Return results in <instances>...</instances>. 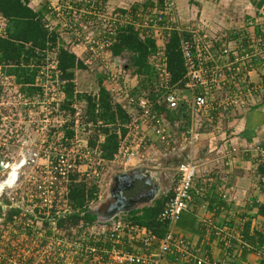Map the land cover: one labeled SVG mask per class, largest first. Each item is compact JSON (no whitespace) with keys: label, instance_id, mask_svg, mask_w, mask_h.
<instances>
[{"label":"built area","instance_id":"built-area-1","mask_svg":"<svg viewBox=\"0 0 264 264\" xmlns=\"http://www.w3.org/2000/svg\"><path fill=\"white\" fill-rule=\"evenodd\" d=\"M34 1L29 0L28 6L36 10ZM79 4H88V7L82 8ZM172 9L173 1L164 0L161 8L145 10L138 24L131 10L110 8L106 0H48L43 12L44 27L49 34H56V44L61 43L71 52L73 47L82 48L87 54L84 63L96 66L114 101L129 114L130 120L125 125L127 131L111 161L100 157L98 146L90 149L83 142L85 150H68L66 154H59L55 161L48 159L50 161L44 167L35 160L32 164L29 160L27 162L24 153L26 115L29 123L41 125V111L37 114L32 112L36 105H40V100L35 95L37 92L26 96L22 85L15 83L14 77L0 66V264H159L162 256L173 250L189 255L187 242L173 235L172 226L183 212L191 209L194 197L201 196L205 190V186H194L201 170L200 164L192 158L178 165L171 196L158 215V220L167 224L162 237L146 227L131 224L120 214L103 222L95 217L90 222L73 208L69 199L71 174L80 173L84 179L97 174L95 168L84 172L78 169L88 163L93 151L99 160L124 168L133 159H146L145 130L148 128L166 152H176L200 142L203 125L212 121L210 108L221 110L215 126L220 128L225 112L240 115L262 104L264 28L224 40L216 52V43L221 39L197 29L172 26L173 17H168ZM126 25L138 29L141 38L156 40L158 50L152 55L151 64L157 74L154 92L161 93L154 99L151 91L144 90L138 95L132 92L131 83L137 82V75L125 67V59L110 54L109 47L118 30ZM6 27L7 19L0 12L1 37L6 35ZM174 29L189 33L180 41L186 69L182 89L191 92L188 99L181 96L180 88L170 85L167 71L164 46ZM47 44L51 45L50 42ZM47 50H51L54 56L45 54L44 61L53 64L58 74L55 48ZM222 57L226 61L220 64ZM251 72L260 73L258 81L251 80ZM48 77L44 70H38L33 86L41 90L44 86L42 79ZM160 103H165L170 110L179 105L189 110V124L180 134L155 109V105ZM180 122L178 120L174 125ZM252 149L258 164H264V141H257ZM28 165L30 167L25 168ZM209 180L210 177L206 182ZM101 199L98 196V200ZM93 205L94 202L89 204L88 212L95 208ZM76 212L79 217L74 219ZM209 225L207 232L215 229L225 248H229L231 236L222 234V228ZM157 241L155 252L153 244ZM137 242L140 249H126V246L134 247ZM196 263L214 264L199 258Z\"/></svg>","mask_w":264,"mask_h":264},{"label":"crops","instance_id":"crops-1","mask_svg":"<svg viewBox=\"0 0 264 264\" xmlns=\"http://www.w3.org/2000/svg\"><path fill=\"white\" fill-rule=\"evenodd\" d=\"M111 1L121 10H131L137 24L142 21L141 14L145 10L156 9V6L162 7L158 0ZM171 1L173 9L169 12L170 16H167L173 17L172 26L197 29L210 37L221 39L216 43V52L222 41L264 28V0ZM141 6H145V9L139 10ZM166 33L165 31L164 34ZM72 52L83 61L87 57L86 52L80 47H73ZM225 61L222 57L219 63L223 64ZM77 70L80 69L75 70V76L78 75ZM259 75V72H251V80L258 81ZM179 91L185 98H190L191 92L188 89ZM184 110L186 120H182L177 126L174 124L178 120L172 124L177 134H180L190 121L186 106ZM219 111L221 110L217 108L209 109L212 121L203 125L204 133L196 146L183 147L176 152H166L152 131L146 129V159L144 161L133 159L126 167L113 174L114 177L138 172L149 178L148 185L141 183L139 188H136V195L129 197L136 199L135 204H131V200L125 197L124 192L127 190L123 191L122 199L127 201L124 203L131 207L135 205L132 211L151 206L155 199L171 193L170 180L163 177L167 170L174 169L176 173L178 165L188 158L200 164L202 175L201 173L198 175L194 186L196 188L205 186V190L201 196L194 197L191 209L183 212L172 226L173 235L187 242L189 255L173 250L164 254L159 264H197L198 258L214 264L225 261L228 264H264V217L259 214V205L264 202V191L262 179L259 178L262 176L257 171L258 159L252 149L257 141L260 143L264 141V101L260 107L258 105L240 115L225 112L221 127L216 128ZM171 116L174 114L171 113ZM163 157L165 163L160 164L158 160ZM171 159L179 160L176 167L168 163ZM204 175L211 180L206 182L208 177L205 178ZM113 177V185L117 182L124 183V179L116 181ZM150 191L155 192V197L150 198ZM128 213L119 214L126 220L125 215ZM209 223L215 228H222V234L228 233L231 236L229 248H225L221 237L215 234V229L211 228L210 232H207ZM126 249L136 251L140 249V243H135L134 247L126 246ZM157 249L158 241L153 244V251L156 252Z\"/></svg>","mask_w":264,"mask_h":264},{"label":"trees","instance_id":"trees-1","mask_svg":"<svg viewBox=\"0 0 264 264\" xmlns=\"http://www.w3.org/2000/svg\"><path fill=\"white\" fill-rule=\"evenodd\" d=\"M149 1L145 5L146 7ZM28 2L29 0H0V12L7 19L6 35L0 36V66L2 70L13 76L15 83L22 85L21 89L26 96H31L33 93L41 91L33 86L38 71L37 66L43 65L45 51L54 47L56 70L59 79L63 82L64 100L61 108L69 109V106L74 102H83L85 122L96 126L93 137L89 141V148L93 149L98 146L100 157L111 161L118 150L120 139L127 131L125 125L130 120L127 110L120 103L114 101L104 86L101 75L98 79L96 93L76 90L75 70L86 69L87 64L77 58L76 54L64 48L61 43L56 44V34H49L44 27L43 12L45 9L34 10L28 6ZM158 2L160 5L163 4V0H158ZM85 6L88 7V4ZM79 7H82V4H79ZM139 33V30L131 25L120 28L109 50L112 57L125 59V67L138 77L137 84L145 91H151V97L154 99L157 94L161 93V91L154 92L157 85V74L151 64V57L157 52L158 46L154 38H141ZM188 35L186 30L174 29L169 33L164 46L170 85L180 89L183 88L186 72L180 41ZM49 42L50 46L47 44ZM254 108L256 107H253L252 110ZM155 109L162 113L171 124L175 120H186L184 105L170 110L165 103H160L155 105ZM70 111L74 113L75 110L70 108ZM171 113L175 118L171 116ZM73 134L72 130L66 131L68 138H72ZM100 135L103 137L102 141H99ZM257 171L262 176L261 184L264 191L263 163L259 164ZM70 180L69 199L71 205L75 210L83 213L84 219L90 222L94 221L95 216L91 215L87 209L91 202L98 200V184L89 185L83 177H80V173L76 172L70 175ZM170 196L171 193L155 199L151 206L132 210L125 215L126 220L133 225L146 227L158 236H163L167 224L159 221L158 215ZM78 212L73 214L74 219L79 217ZM259 214L264 217V202L259 205Z\"/></svg>","mask_w":264,"mask_h":264},{"label":"rangeland","instance_id":"rangeland-1","mask_svg":"<svg viewBox=\"0 0 264 264\" xmlns=\"http://www.w3.org/2000/svg\"><path fill=\"white\" fill-rule=\"evenodd\" d=\"M54 1L55 0H51V2ZM106 1H108V6L110 8H118L112 3V1ZM34 4L36 6L35 8L46 9L48 6V0H35L33 2V5ZM155 8L158 9L159 6H156ZM144 9V6L139 8V10ZM45 54L51 56L52 58L54 56L51 50H47ZM37 68L38 70H44V72L47 73V76L50 77L42 79V84L44 86L41 88L40 92L37 91L35 94L40 100V105H36L35 109H32V112L36 114L41 111V125L35 126L33 123H29V117L26 115L27 126L24 153L27 162L29 160L30 164H32V160H35L36 163L41 164V167H44L45 165H48L50 160L55 161L59 154H66L68 150H72L74 152H81L82 150H85L86 147L83 142H86L88 145L87 147H89V141L93 137L96 126L85 122V117L83 116V102H74L69 106V109L61 108V104L64 100V93L62 90L63 82L59 79L58 74H56L53 64H51L49 61H44L43 65ZM77 74L78 75H76L74 79L76 90L78 92L95 93V91L98 89V79L101 75L96 69V66L87 64V68L77 70ZM131 86L132 92L136 95L145 90L142 89L136 81H133ZM181 96L184 97L182 93ZM70 108H74V113L70 111ZM67 130L73 131L74 134L72 138L66 137ZM101 137L102 136L100 135L99 140ZM38 148L40 149L39 151ZM36 154H38V156ZM94 154V151L93 153L91 152V157L89 158L88 163L84 164L83 166H79L78 169H80L82 172L93 168L96 169V175L85 177L84 180L89 185L93 183L98 184L99 196L105 199L107 198L106 196L112 183L113 174L116 171L121 170L122 167L111 162H103L97 158L96 154ZM164 159L165 157L159 159V163H165ZM168 161H170L168 163L174 167H176L179 163V160L176 159H171ZM77 164H79V162H77ZM29 167L30 166L28 165L25 168ZM163 177L168 181L170 180V183L173 186L176 177L175 170H167L166 174H163ZM164 178L163 180H165ZM139 183L141 184V180H139ZM97 203L98 201H95L93 206H96Z\"/></svg>","mask_w":264,"mask_h":264},{"label":"water","instance_id":"water-1","mask_svg":"<svg viewBox=\"0 0 264 264\" xmlns=\"http://www.w3.org/2000/svg\"><path fill=\"white\" fill-rule=\"evenodd\" d=\"M113 179H115L116 181H121L122 179H124V183H120L117 182L116 184H114L113 189L111 190L112 196L114 197L115 195L121 196L123 194L124 190H130L132 189L137 182H139V180H141L142 182H144V184L148 185L150 183L149 178L145 177L142 173H136V172H132V174H122V175H116L113 177ZM150 198L155 197V192L150 191ZM131 204H135L136 203V199H131ZM135 205H133L132 207L130 205H128V203L124 204L123 203H119V202H115L109 205V208L107 211H105V214H103V216L101 215V213L99 212V210H94V209H89V213L93 216H95L96 218H100V220L103 221H107L110 220L111 218L115 217L117 214L119 213H128L129 211H131L132 208H134ZM102 216V217H101Z\"/></svg>","mask_w":264,"mask_h":264},{"label":"flooded vegetation","instance_id":"flooded-vegetation-1","mask_svg":"<svg viewBox=\"0 0 264 264\" xmlns=\"http://www.w3.org/2000/svg\"><path fill=\"white\" fill-rule=\"evenodd\" d=\"M113 183V181H112ZM111 183V186H110V189L108 191V194H107V198H102L101 200H98V203L96 206H94V210H99V212L101 213V215L103 216V214H105V211L108 210L109 208V205L112 204V203H115V202H119V203H123V201L125 199H122L123 197L121 196H118V195H115L114 197L112 196V193H111V190L113 189L114 185ZM143 183V182H141ZM141 184L139 182H137V184L133 187V189L131 190H127L126 192H124V195L125 197H133L134 195H136V188H139ZM124 202H127V201H124ZM125 204V203H124ZM101 216V217H102Z\"/></svg>","mask_w":264,"mask_h":264}]
</instances>
